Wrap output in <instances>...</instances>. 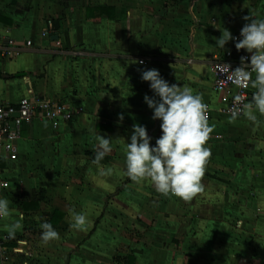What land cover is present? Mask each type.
<instances>
[{
	"label": "crops",
	"instance_id": "crops-1",
	"mask_svg": "<svg viewBox=\"0 0 264 264\" xmlns=\"http://www.w3.org/2000/svg\"><path fill=\"white\" fill-rule=\"evenodd\" d=\"M250 15L264 19V0H0V39L19 48L0 61V104L38 97L75 110L57 129L23 127L15 160L0 148L9 184L0 196L10 201L0 237L23 217L12 264H264V116L254 125L221 113L228 94L213 91L210 71L226 52L249 54L215 38L240 34ZM153 68L202 95L211 112L204 190L190 201L125 174L133 124L153 145L161 135L141 80ZM100 135L112 147L103 177L92 163ZM73 211L87 216L83 230L70 227ZM43 222L58 239L41 241Z\"/></svg>",
	"mask_w": 264,
	"mask_h": 264
},
{
	"label": "clouds",
	"instance_id": "clouds-1",
	"mask_svg": "<svg viewBox=\"0 0 264 264\" xmlns=\"http://www.w3.org/2000/svg\"><path fill=\"white\" fill-rule=\"evenodd\" d=\"M243 19L246 23L240 30L239 39L225 29L219 38H215V46L225 48L229 41H234L237 51L245 50L250 54L241 56L240 66L232 70L228 79L237 88H247L250 83L255 89L251 100L231 113L232 120L242 114L255 125L259 123L258 114L264 116V19L251 15ZM141 80L149 83L153 93L151 97L146 94L144 102L152 110L151 118L160 121L161 135L153 145L146 126L133 124L130 142L126 144L125 174L137 184L150 181L155 191L164 196L190 201L204 190L201 181L211 155L206 144L214 126L208 123L207 105L202 95L194 94L190 87L170 85L158 69L143 70ZM234 101H241V97H234ZM123 119L120 114L119 120ZM111 151V139L100 135L92 163L99 166L101 177L110 175V169L101 166V161ZM0 159H7V155H0ZM9 205L10 201L0 196V218L10 215ZM22 219L21 216L9 226V238L22 228ZM87 223L84 213L73 211L71 228L83 230ZM40 228L44 244L59 238L51 223L43 222Z\"/></svg>",
	"mask_w": 264,
	"mask_h": 264
},
{
	"label": "built area",
	"instance_id": "built-area-1",
	"mask_svg": "<svg viewBox=\"0 0 264 264\" xmlns=\"http://www.w3.org/2000/svg\"><path fill=\"white\" fill-rule=\"evenodd\" d=\"M47 32L43 33L46 37ZM239 39V34L234 36ZM25 47H30L31 42H25ZM19 55L17 42L11 37L0 39V61L10 60ZM76 55V54H74ZM244 56H250L245 54ZM143 64V63H140ZM240 66V59L235 60L230 52L224 54V58H216L211 61L210 71L213 76V91L216 94H228L226 107L221 111L224 115L232 119L231 113L237 107L248 103L250 99V83L247 88H237L228 77L232 70ZM250 71V69H249ZM254 78V74L252 75ZM241 97V101L235 102L234 97ZM75 110L62 101H50L44 98H23L15 105L0 104V148L8 153L10 160L16 158L15 143L19 140L23 127L30 125L35 121L49 123L53 129H57L63 123H69L73 120ZM239 115L236 119L241 118ZM207 120H211V112L206 111ZM9 184L5 178V171L0 168V190H6ZM21 245L20 240L15 237L9 238V235L0 237V264H12L11 254L17 252L14 248Z\"/></svg>",
	"mask_w": 264,
	"mask_h": 264
}]
</instances>
